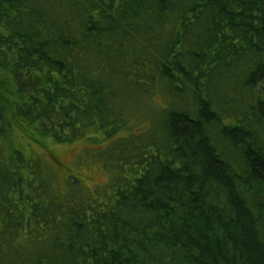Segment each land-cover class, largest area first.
<instances>
[{"label": "trees", "instance_id": "obj_1", "mask_svg": "<svg viewBox=\"0 0 264 264\" xmlns=\"http://www.w3.org/2000/svg\"><path fill=\"white\" fill-rule=\"evenodd\" d=\"M4 66L10 122L113 177L61 195L0 147V264H264V0H0Z\"/></svg>", "mask_w": 264, "mask_h": 264}, {"label": "rangeland", "instance_id": "obj_2", "mask_svg": "<svg viewBox=\"0 0 264 264\" xmlns=\"http://www.w3.org/2000/svg\"><path fill=\"white\" fill-rule=\"evenodd\" d=\"M0 70L2 71L1 78L9 83L3 88L4 83L1 82L2 87H0V106L7 117L6 120L4 119L3 125L0 124L6 132V138L4 136L0 138V147L6 157L13 154L15 150L23 152L25 163L21 162L18 166L24 177H28L25 179H36L37 183L41 179L45 181L49 177L51 187L61 195L78 188L85 193L102 191L101 196L105 192L110 193L108 185L113 173L110 171L104 154L110 145V141L103 140L104 138L99 136L97 138L86 136L74 141H70L71 138L69 137L62 139L42 138L33 124H25L30 134L22 131L20 124L24 122L23 119L16 118L10 122L11 103L17 99L16 92H14L15 87L10 85V81L13 79L12 69L4 66L0 67ZM161 101L162 97L155 95L154 103L159 104ZM146 129V123L137 126L136 133H142ZM96 134V132H92V135ZM27 135H30L31 140ZM125 135L126 133L121 131L113 137V140ZM57 160L65 167L59 165ZM113 160L111 158L110 162L112 163ZM71 175L79 177L78 183L73 178L69 179ZM75 178L77 179V177ZM24 188H26L25 184Z\"/></svg>", "mask_w": 264, "mask_h": 264}, {"label": "flooded vegetation", "instance_id": "obj_3", "mask_svg": "<svg viewBox=\"0 0 264 264\" xmlns=\"http://www.w3.org/2000/svg\"><path fill=\"white\" fill-rule=\"evenodd\" d=\"M57 162L59 163V165H61V166H63V167H65L62 163H60V161L59 160H57Z\"/></svg>", "mask_w": 264, "mask_h": 264}]
</instances>
